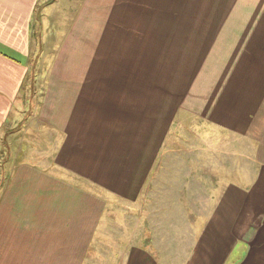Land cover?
Returning <instances> with one entry per match:
<instances>
[{"label": "crops", "instance_id": "crops-1", "mask_svg": "<svg viewBox=\"0 0 264 264\" xmlns=\"http://www.w3.org/2000/svg\"><path fill=\"white\" fill-rule=\"evenodd\" d=\"M42 2L0 0V138L45 53L60 136L7 167L0 264H89L106 195L151 234L112 264H264V0Z\"/></svg>", "mask_w": 264, "mask_h": 264}, {"label": "rangeland", "instance_id": "rangeland-1", "mask_svg": "<svg viewBox=\"0 0 264 264\" xmlns=\"http://www.w3.org/2000/svg\"><path fill=\"white\" fill-rule=\"evenodd\" d=\"M74 1L57 0L58 3L53 11L54 14H58L56 18L52 16L51 10L45 8L47 1L42 2L38 12L39 20L42 21L44 18L46 23L47 17H52L55 18L56 23L59 21V23L64 24L65 21L61 16L72 13V10L70 12L68 8L70 4L72 6ZM56 28L55 25L52 26V30H56ZM48 29L50 28L47 27L46 31L49 34ZM52 58L50 54L45 53L39 57V60L37 59L35 63V92L30 88L24 90L23 98L18 103L8 123V127L13 131L6 138V143H3L0 138V182L7 176L8 165L29 162L38 163L41 167H45L54 156L55 144L57 145L60 136L58 132L40 123L38 117ZM106 196L109 200L100 222L98 234L93 242L94 245L88 260L89 264H112L119 247L130 241L148 243L151 235L135 232L137 222L139 221V225L143 224L146 216L143 201L130 204L127 201L114 198L112 195ZM139 229L145 228L139 226Z\"/></svg>", "mask_w": 264, "mask_h": 264}, {"label": "trees", "instance_id": "trees-1", "mask_svg": "<svg viewBox=\"0 0 264 264\" xmlns=\"http://www.w3.org/2000/svg\"><path fill=\"white\" fill-rule=\"evenodd\" d=\"M31 80H32V81H31V82H32L31 87H32V90L35 92V88H36V87H35V81H34L35 79H34V75H33V77H32ZM33 83H34V84H33Z\"/></svg>", "mask_w": 264, "mask_h": 264}]
</instances>
